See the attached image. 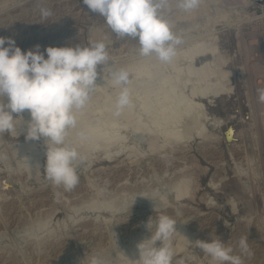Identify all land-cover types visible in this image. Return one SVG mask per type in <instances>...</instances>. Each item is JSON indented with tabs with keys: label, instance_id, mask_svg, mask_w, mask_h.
Wrapping results in <instances>:
<instances>
[{
	"label": "rangeland",
	"instance_id": "374dc122",
	"mask_svg": "<svg viewBox=\"0 0 264 264\" xmlns=\"http://www.w3.org/2000/svg\"><path fill=\"white\" fill-rule=\"evenodd\" d=\"M169 2L165 19L182 39L176 52L197 41L217 48L219 70L204 84L227 71L222 82L231 92L224 112L236 120L232 141H225L221 128L212 129L222 114L219 103H208L200 136L160 147L159 135L150 148L146 138L138 141L125 128L120 135L126 142L113 147L109 157L97 150L84 158L76 169L78 184L66 191L46 179V157L39 158V177L28 175L22 164L31 146L40 152L45 145L21 137L19 121L15 133L0 134V264H90L93 257L119 264L150 237L148 221L154 232L162 214L177 221L172 264H217L193 242L218 237L240 255L238 242L245 236L253 255H242L244 264H264V103L257 94L264 88V0H199L187 12L177 0ZM41 7L53 15L42 20ZM0 37L13 38L22 51L39 45L41 52L102 41L110 57L103 71L98 68L102 83L112 81V71L158 61L154 54L139 55L136 40L117 37L82 0H0ZM100 102L89 103L90 109ZM23 126L27 129V122ZM182 186L187 194L177 199ZM181 234L186 241L177 253Z\"/></svg>",
	"mask_w": 264,
	"mask_h": 264
},
{
	"label": "clouds",
	"instance_id": "9594fccd",
	"mask_svg": "<svg viewBox=\"0 0 264 264\" xmlns=\"http://www.w3.org/2000/svg\"><path fill=\"white\" fill-rule=\"evenodd\" d=\"M91 13L104 18L105 23L117 37H130L138 42L139 55H155L161 62H170L176 54V46L182 39L172 31L165 19L170 8L169 0H82ZM199 0H177L183 11L195 10ZM42 20H47L53 11L40 8ZM7 45V46H6ZM45 53L47 58H45ZM109 53L104 42H92L87 46L47 47L44 52L36 45L35 50L22 51L11 37H0V134L15 133L21 116L27 110V138H44L46 164L44 174L54 186L71 191L79 182L77 167L84 158L68 146L66 138L77 126L75 113L83 109L97 85V79L109 62ZM112 81L121 86L115 102L114 116H119L125 107L131 106L129 73L126 70L112 71ZM258 101L264 103V88L257 89ZM84 135L83 132L80 133ZM150 237L137 245V264H172L174 251L171 238L177 232V221L168 215H159L155 231L146 225ZM193 242V241H192ZM217 264H244L242 255H253L247 237L238 242L240 255L226 246L220 238L210 242L197 239L193 242ZM90 264H104L93 257Z\"/></svg>",
	"mask_w": 264,
	"mask_h": 264
},
{
	"label": "bare ground",
	"instance_id": "6f19581e",
	"mask_svg": "<svg viewBox=\"0 0 264 264\" xmlns=\"http://www.w3.org/2000/svg\"><path fill=\"white\" fill-rule=\"evenodd\" d=\"M203 44L197 41L187 50L176 52L170 62H161L158 59V61L155 60L156 63L154 65H150L154 62L147 63V61L143 60L144 62L137 64L136 67H129L128 72L132 74V79L128 87L132 103L131 106L125 107L118 117L114 116L113 113L117 96L121 90L120 86L115 85L113 81L103 80L102 83V80H97V85L91 93L87 105L75 113L77 126L69 131L66 138L68 146L75 148L83 158L89 157L91 153L97 150L102 151L104 155L109 157V154H111L109 152L113 147L123 143V141L126 142L124 140L125 136L123 137V134L120 135L121 130L125 128L131 129L133 137L138 139V141L142 142L141 139L146 138V145L148 144L150 148H153L152 146L155 145L159 135L164 142V145L160 147L177 143L186 137L200 136L202 131L205 132L203 115H206L207 112L203 114L202 110L203 107L205 108L204 105L208 106V103L215 102L219 103L216 110L221 112L222 120L213 122L212 129L217 127L224 131L230 124L233 131V124H236L233 121L235 118L233 119L230 114L228 115L227 112L226 114L224 112L225 107L228 106V93L231 92L227 90L228 88L222 82L223 77L227 76V71H222L221 77L217 78L214 83L204 84L205 80L215 75L219 70L218 65L220 62L218 63L217 60L220 59V56L218 54H216L217 56L215 55L214 50L217 48L207 49L209 47L205 48L204 46L206 45L203 46ZM209 46L211 47V45ZM220 67L222 66L220 65ZM185 88L187 89L186 92L184 91ZM100 100V104H96L95 108L91 107L93 109H90L89 103ZM24 113L18 114V116H22V119L23 115L25 116L23 125L30 120L29 112L25 110ZM147 114L148 119H144ZM211 114L209 115L212 116ZM118 118H121L122 122H118ZM23 125H20V128L23 127L21 129L23 134L21 133L22 136L21 134L20 136L27 137V134H25L27 129ZM234 126L236 131H238L237 125ZM125 131L127 130L125 129ZM81 132L84 133L83 136L80 135ZM222 133L221 135H223ZM236 133L238 134L239 132ZM236 135L235 137H237ZM231 139L232 132L231 138L226 142ZM28 140L31 141L30 139ZM41 142L45 145L44 138H41ZM155 148L157 147L155 146ZM33 149L31 146V154L22 165L29 176L37 177L38 167H41L39 158L43 159L46 157V145L40 152H35ZM128 149L127 151H129ZM186 189L184 186L177 189L175 197L177 199L184 198V195L187 194ZM184 237L181 234L178 238V246L174 249L177 253H180L179 250L185 244L186 238L183 239ZM130 249L128 252H130ZM131 250L130 253L123 252L127 253L126 257H123L124 260L120 261L119 256L117 259L119 264H137L133 260L139 258L138 249L135 246ZM115 262L117 263V261Z\"/></svg>",
	"mask_w": 264,
	"mask_h": 264
},
{
	"label": "water",
	"instance_id": "95a60500",
	"mask_svg": "<svg viewBox=\"0 0 264 264\" xmlns=\"http://www.w3.org/2000/svg\"><path fill=\"white\" fill-rule=\"evenodd\" d=\"M231 132H232V125L229 124L227 128L223 131V136L225 141L231 138Z\"/></svg>",
	"mask_w": 264,
	"mask_h": 264
}]
</instances>
